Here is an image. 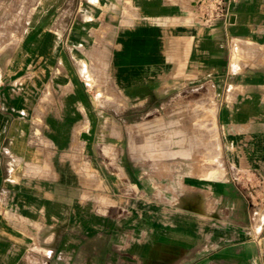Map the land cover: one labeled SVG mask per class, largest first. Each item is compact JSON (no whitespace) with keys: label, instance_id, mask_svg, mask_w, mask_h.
Returning a JSON list of instances; mask_svg holds the SVG:
<instances>
[{"label":"crops","instance_id":"crops-1","mask_svg":"<svg viewBox=\"0 0 264 264\" xmlns=\"http://www.w3.org/2000/svg\"><path fill=\"white\" fill-rule=\"evenodd\" d=\"M49 1L0 29V264H264L237 181L264 176V0L211 24L191 0H131L129 20L127 0ZM196 92L217 165L129 144L142 112Z\"/></svg>","mask_w":264,"mask_h":264},{"label":"rangeland","instance_id":"rangeland-1","mask_svg":"<svg viewBox=\"0 0 264 264\" xmlns=\"http://www.w3.org/2000/svg\"><path fill=\"white\" fill-rule=\"evenodd\" d=\"M37 2L38 0H0L1 9H13L12 12L15 14L0 15V29L10 18L24 24L34 23L37 18ZM49 2V0H40L42 5ZM63 6L59 10H62ZM125 6L130 10H125V16H117L115 19L135 18L131 0H127L125 5L123 2H115L113 8L115 11H121ZM4 35L0 30V67H5V63L9 60L8 55L5 57L4 53L9 48L6 44L10 39ZM103 82V80L95 81L100 84ZM110 98L112 99V96ZM210 98V96H199L197 92L179 94L167 97L155 110L142 112L139 120L137 118L140 113L127 114L129 120H138L137 123L132 122L129 126L130 136L127 141L131 146H136L145 156L149 155L151 150L156 151L155 149L176 151L179 148H185L186 157L190 158L184 161L195 162V167H203L204 164L217 165L218 153L217 145L214 143V130L208 126L209 122L213 121V108L209 105ZM199 155L202 159H198ZM252 172L240 173L237 177L238 186L243 196L261 215L264 212V176L257 175L256 171L254 174ZM143 195L145 199H148V193Z\"/></svg>","mask_w":264,"mask_h":264},{"label":"built area","instance_id":"built-area-1","mask_svg":"<svg viewBox=\"0 0 264 264\" xmlns=\"http://www.w3.org/2000/svg\"><path fill=\"white\" fill-rule=\"evenodd\" d=\"M232 1L234 0H191V9L202 23L211 24L219 18L226 17Z\"/></svg>","mask_w":264,"mask_h":264}]
</instances>
